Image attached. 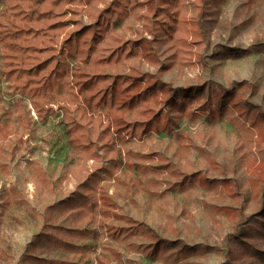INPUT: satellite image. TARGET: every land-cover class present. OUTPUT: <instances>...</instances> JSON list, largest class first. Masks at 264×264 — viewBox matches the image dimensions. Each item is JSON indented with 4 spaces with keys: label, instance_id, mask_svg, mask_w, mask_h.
<instances>
[{
    "label": "rangeland",
    "instance_id": "1",
    "mask_svg": "<svg viewBox=\"0 0 264 264\" xmlns=\"http://www.w3.org/2000/svg\"><path fill=\"white\" fill-rule=\"evenodd\" d=\"M112 1L60 3L54 45L96 87L124 78L111 107L40 118L0 57V264H264V0H123L89 60L69 54Z\"/></svg>",
    "mask_w": 264,
    "mask_h": 264
},
{
    "label": "trees",
    "instance_id": "2",
    "mask_svg": "<svg viewBox=\"0 0 264 264\" xmlns=\"http://www.w3.org/2000/svg\"><path fill=\"white\" fill-rule=\"evenodd\" d=\"M5 1V7L0 11V57L3 73L8 76L10 85L15 90L26 92L29 95L31 105L40 118H45L54 112L51 104L63 111L62 119L68 123L74 121L69 115L70 110L80 100H83L86 106L92 107L97 105L109 108L117 103L120 99L119 95L123 94L124 87L120 88V85L124 78L118 74L105 75L106 80L110 79V81L96 87L97 80L104 75L83 71L78 64L70 67L67 62L56 57L54 45L59 33L65 27V23L60 20L63 10L57 9V6L63 1L74 2L75 0ZM124 4L123 0H113L112 7L108 5L101 12L99 21L71 33L65 41L69 47V54L72 56L78 54L88 61L95 49V42L108 25L107 13L120 12ZM104 79L103 77L102 80ZM132 84L135 87L133 80L129 81L126 86ZM139 92L135 91L129 99L119 101L120 105L133 104L139 100ZM84 107L80 106V108ZM119 123L120 125L116 128L125 124L124 121ZM108 126L109 122L103 130H107ZM69 132L67 133L68 141L74 149L90 151L93 147L94 149L101 148H97L95 144L87 145L88 147L82 146L81 143H84L81 140L82 136L76 134V130ZM103 140L107 141L108 137H104ZM95 168L77 186L76 190L81 197L79 200L89 202L91 205L96 204L94 196L99 188L97 186L102 167ZM104 197L102 196V199ZM105 198L107 205L113 204V201H109V197ZM143 230L148 236L154 235L150 228L145 227ZM182 250L180 247L179 252L184 254Z\"/></svg>",
    "mask_w": 264,
    "mask_h": 264
}]
</instances>
